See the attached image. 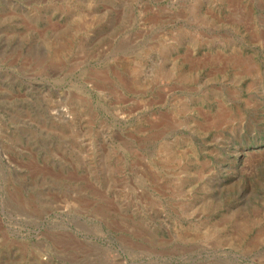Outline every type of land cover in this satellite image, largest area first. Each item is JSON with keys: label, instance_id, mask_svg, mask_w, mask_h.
Returning <instances> with one entry per match:
<instances>
[{"label": "rangeland", "instance_id": "obj_1", "mask_svg": "<svg viewBox=\"0 0 264 264\" xmlns=\"http://www.w3.org/2000/svg\"><path fill=\"white\" fill-rule=\"evenodd\" d=\"M0 264H264V0H0Z\"/></svg>", "mask_w": 264, "mask_h": 264}]
</instances>
